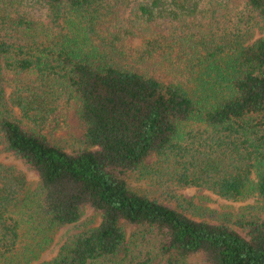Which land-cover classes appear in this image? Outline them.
<instances>
[{
	"label": "trees",
	"instance_id": "1",
	"mask_svg": "<svg viewBox=\"0 0 264 264\" xmlns=\"http://www.w3.org/2000/svg\"><path fill=\"white\" fill-rule=\"evenodd\" d=\"M130 1L0 0V154L40 179L27 195L0 161V261L31 264L14 258L24 229L80 227L91 209L100 223L40 264H264L261 218L194 219L128 183L264 202V35L223 29L233 0ZM240 1L264 24V0ZM71 114L85 134L69 151L44 131Z\"/></svg>",
	"mask_w": 264,
	"mask_h": 264
},
{
	"label": "rangeland",
	"instance_id": "2",
	"mask_svg": "<svg viewBox=\"0 0 264 264\" xmlns=\"http://www.w3.org/2000/svg\"><path fill=\"white\" fill-rule=\"evenodd\" d=\"M143 0H131L129 10ZM222 27L239 29L242 32L252 30V37L255 39L264 35V24L260 18L245 7L240 0H233L227 10L222 11ZM37 17L45 20V13L40 12ZM250 27V29H248ZM238 28V29H237ZM44 134L55 144L73 150L81 146L84 139L85 128L80 124L74 114L69 115L66 129L59 133ZM0 161L16 162L18 167L25 172L29 180L27 195H33L39 186L38 175L29 170L19 161L7 154H0ZM155 159L149 161L152 164ZM129 187L140 194L149 196L161 203L169 205L177 210L183 211L188 216L208 222H220L234 226V221L240 216L258 217L264 220V202L258 197H251L243 201L233 202L215 195L204 188H174L168 187L156 179H145L139 172L133 173L128 179ZM101 221L100 216L93 210L88 209L81 221L83 228L97 226ZM76 226H64L56 228L47 233L29 234L28 229L22 231V243L20 253L14 257L16 263L31 261V264H40L53 259L59 251L60 246L67 240L68 236L80 229ZM239 230V229H238ZM135 232L132 226L127 227L128 240L132 246L141 245L140 241L131 239ZM146 248V246H142ZM0 264H8V261H0ZM152 264H165L161 257L156 258Z\"/></svg>",
	"mask_w": 264,
	"mask_h": 264
}]
</instances>
